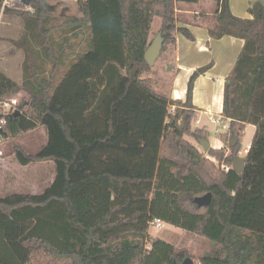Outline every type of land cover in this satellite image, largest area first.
<instances>
[{
  "label": "trees",
  "instance_id": "trees-1",
  "mask_svg": "<svg viewBox=\"0 0 264 264\" xmlns=\"http://www.w3.org/2000/svg\"><path fill=\"white\" fill-rule=\"evenodd\" d=\"M198 1L78 0L80 14L63 9L55 26L57 3L29 0L27 9L0 0V16L22 18L23 35L13 43L25 53L20 82L0 71V100L24 94L0 134L7 140L44 127L47 141L38 152L16 144L14 156L23 166H55L42 192L0 196V264H39L41 258L44 264H156V257L146 260L155 219L220 246L198 264H264V5L253 4L252 17L243 18L233 14L230 0H214L216 11L200 15L212 38L244 40L225 85L222 113L230 123L220 139L231 152L208 151L227 170L186 138L204 135L192 128L193 89L211 65L193 72L186 100L159 91L146 75L154 18H161L163 55L177 32L194 39L179 26L191 19L177 4ZM79 40L84 50L74 49ZM37 43L52 63L49 72L37 62ZM246 124L256 129L237 173L232 163L240 138L233 147L229 141ZM208 192L211 202L199 206L194 199ZM168 256L169 264L190 257L175 248Z\"/></svg>",
  "mask_w": 264,
  "mask_h": 264
},
{
  "label": "rangeland",
  "instance_id": "rangeland-1",
  "mask_svg": "<svg viewBox=\"0 0 264 264\" xmlns=\"http://www.w3.org/2000/svg\"><path fill=\"white\" fill-rule=\"evenodd\" d=\"M13 6L24 8L26 4L20 0H9ZM51 3H57L59 8L56 12V17L51 24L58 25L62 23L61 13L65 9L68 15L80 14L78 0H49ZM204 2L203 7L206 11H211L212 6H217L214 0ZM9 5V4H8ZM66 14V15H67ZM161 27V18L155 17L152 26L151 39H153ZM24 32V23L22 18L13 14H1L0 16V66L4 65L8 68L11 77L20 82L22 79V73L20 67L25 57L24 49L14 44L13 40L22 37ZM57 30L52 31L54 39L57 38ZM86 48L85 41H80L75 50H84ZM34 49L37 50V62L44 71L49 72L52 68V63L46 60L48 57L45 50L41 45L34 44ZM171 49V48H170ZM54 52L58 53V45L54 44ZM45 59V60H44ZM71 57L67 58V60ZM173 60L172 53L160 55L155 65L152 67V71L147 76H152L155 79L159 78L165 69L167 64H170ZM65 68V67H64ZM45 72V73H46ZM159 89V88H158ZM24 94L16 96L22 98ZM197 115H195L192 121L193 130L198 127L203 128L204 136L210 141L212 147H217L220 142V136L222 133L227 132L228 124L217 122L216 118L210 119L208 115L202 118V122L198 124L196 122ZM184 119L181 120L183 124ZM254 135L250 125H247L240 135L241 149L239 152L240 157L246 156V147L251 143ZM186 138L195 144L205 155L212 160L219 169L227 170V164L219 162L215 157L205 153L201 144L196 140L194 136L187 135ZM47 141L46 129L42 126L29 131L19 137L13 139H7L1 142L0 150L3 154L0 155V195H6L10 193H40L47 187L54 178L55 166L52 161H43L39 163L30 164L27 166L20 165L14 156V146L19 144L23 146L27 152H38ZM226 154H230L231 150L224 143ZM147 248L152 249V254L147 255L146 260H152L156 257V264H169L170 259L168 256L169 251L175 248L177 251L183 250L194 260L195 264L199 263V260L204 255L215 254L220 248L207 237L200 236L198 234L188 232L178 226L163 221L161 227H157L154 223H150L148 227V242ZM45 259L41 258L39 264H44Z\"/></svg>",
  "mask_w": 264,
  "mask_h": 264
},
{
  "label": "crops",
  "instance_id": "crops-1",
  "mask_svg": "<svg viewBox=\"0 0 264 264\" xmlns=\"http://www.w3.org/2000/svg\"><path fill=\"white\" fill-rule=\"evenodd\" d=\"M20 1L24 3L23 0ZM205 1L211 3L209 0H199L193 4H177L180 12L186 13L191 19L190 24L179 23V26H187L193 34L194 39L191 40L181 32H177L176 44L164 53H172V62L165 66L159 78H153L156 81V87L157 89L159 88V91L166 93L173 99L186 100L188 82L191 75L197 68L210 64L211 67L199 75L194 81L193 104L196 107V122L200 124L202 118L208 115L210 119L216 118L217 122L227 123L229 126V119H225L222 113L224 108L225 85L238 55L244 46V40L234 36H224L219 39L212 38L207 23L202 20L200 15L201 13H214L217 6H212L211 11H206L203 7ZM257 2L264 5V0H230V7L234 15L251 18L252 15L249 9ZM9 5L13 6L11 2ZM24 8L29 9L27 4ZM62 60V65L66 68L70 60L65 58ZM20 69L22 73V67ZM0 71L12 78L6 66L1 65ZM56 76L58 77V75ZM247 125H250L255 132L256 128L254 125L246 124L245 127ZM198 128L203 130L201 126ZM249 146L250 144L246 147L247 150ZM222 147H224V143L220 140L216 148Z\"/></svg>",
  "mask_w": 264,
  "mask_h": 264
},
{
  "label": "water",
  "instance_id": "water-1",
  "mask_svg": "<svg viewBox=\"0 0 264 264\" xmlns=\"http://www.w3.org/2000/svg\"><path fill=\"white\" fill-rule=\"evenodd\" d=\"M25 4L29 5V0H23ZM164 46V38L162 36V32H158V34L152 39L149 47L147 48L145 52V59L147 63L150 66H154L157 59L159 58L162 49ZM19 110H17L15 113H18ZM184 125V122L183 124ZM194 137L196 140L201 144L203 147V150L205 153L209 151L211 148V143L210 141L202 134H195ZM239 141V137L236 136L235 134L231 135L229 144L230 146H235L236 143ZM245 167V158L240 157L239 155H236L233 157V163H232V168L235 172L237 173H242ZM212 199V194L210 192L202 195V196H197L194 200L199 206H206L211 202ZM183 264H195L194 260L191 257H186L185 260L183 261Z\"/></svg>",
  "mask_w": 264,
  "mask_h": 264
},
{
  "label": "built area",
  "instance_id": "built-area-1",
  "mask_svg": "<svg viewBox=\"0 0 264 264\" xmlns=\"http://www.w3.org/2000/svg\"><path fill=\"white\" fill-rule=\"evenodd\" d=\"M9 3H10L9 0H5L4 5H8ZM17 105H18L17 97L0 100V128H2L7 123L8 116H10V114H13L18 110ZM3 141L4 139L2 135L0 134V144ZM245 151H248V150L245 149ZM2 154H3V151L0 150V155ZM152 223H154L157 227H161L163 221L161 219H155Z\"/></svg>",
  "mask_w": 264,
  "mask_h": 264
}]
</instances>
